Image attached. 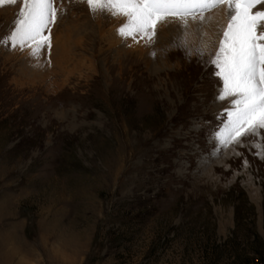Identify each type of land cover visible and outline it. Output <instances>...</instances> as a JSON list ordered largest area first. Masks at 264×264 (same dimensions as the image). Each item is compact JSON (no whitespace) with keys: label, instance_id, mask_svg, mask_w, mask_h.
I'll return each instance as SVG.
<instances>
[{"label":"rangeland","instance_id":"obj_1","mask_svg":"<svg viewBox=\"0 0 264 264\" xmlns=\"http://www.w3.org/2000/svg\"><path fill=\"white\" fill-rule=\"evenodd\" d=\"M54 6L32 56L10 39L23 0L0 2V264H237L264 237V156L248 143L264 134L220 142L234 103L216 98L209 53L227 6L205 13L212 28L166 18L152 43L125 42L124 18L87 0Z\"/></svg>","mask_w":264,"mask_h":264},{"label":"snow or ice","instance_id":"obj_2","mask_svg":"<svg viewBox=\"0 0 264 264\" xmlns=\"http://www.w3.org/2000/svg\"><path fill=\"white\" fill-rule=\"evenodd\" d=\"M242 2L246 5L243 12L240 11ZM256 3H264V0H87L93 12L108 11L124 18L125 22L117 31L125 42L129 39L139 42L142 38L152 43L156 25L166 18L181 20L185 28L187 18L199 19L201 24L211 26L212 18L206 17L205 13L221 4L227 6V28L216 30L223 38L219 41L218 50L214 54L209 53L213 56L211 63L219 68L223 77V87L218 88L216 98L231 97L234 103V110L227 113L228 126L220 136L224 145H239L243 138L264 134V10L251 17L248 13ZM54 4L55 0H23L24 10L20 13L23 19L11 34L12 42L21 45L26 41L32 42L35 47L30 55H41L48 44L44 33L56 18ZM189 35L185 33L181 38L182 45L188 44ZM189 51L204 55L203 42ZM248 143L258 149L257 154L264 156V144L251 139ZM244 162L247 164L246 159Z\"/></svg>","mask_w":264,"mask_h":264},{"label":"trees","instance_id":"obj_3","mask_svg":"<svg viewBox=\"0 0 264 264\" xmlns=\"http://www.w3.org/2000/svg\"><path fill=\"white\" fill-rule=\"evenodd\" d=\"M242 203H245L242 201ZM243 205H238L235 210L236 228L243 220ZM239 229V228H238ZM252 250L241 249L237 254V264H264V237L253 231ZM240 247V244H239Z\"/></svg>","mask_w":264,"mask_h":264},{"label":"bare ground","instance_id":"obj_4","mask_svg":"<svg viewBox=\"0 0 264 264\" xmlns=\"http://www.w3.org/2000/svg\"><path fill=\"white\" fill-rule=\"evenodd\" d=\"M261 10H264V8H260ZM213 27V24H211V26H210V28H212ZM208 37H210V36H208Z\"/></svg>","mask_w":264,"mask_h":264}]
</instances>
